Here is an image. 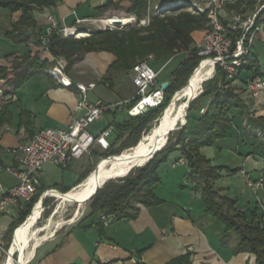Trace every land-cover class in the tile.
I'll list each match as a JSON object with an SVG mask.
<instances>
[{"label": "crops", "instance_id": "1", "mask_svg": "<svg viewBox=\"0 0 264 264\" xmlns=\"http://www.w3.org/2000/svg\"><path fill=\"white\" fill-rule=\"evenodd\" d=\"M261 1L264 0H256L253 7L244 4L240 10L242 12H239L234 5H225L221 9V16L226 24L235 12L241 13L244 17L250 16L256 11ZM161 3L162 1L152 2L151 0L150 5ZM107 4L127 11L132 6L129 0H59L56 5L46 6L33 13L41 28V45L35 43L32 35L26 42L15 43L0 34V66L8 69L9 78L0 80V88L3 89V93L0 92V107L5 104L9 106L11 112L9 121L3 125L13 128V131H3L0 134L2 148H12L26 143L41 128L66 127L69 117L78 114L76 106L80 93L77 83H96L95 80L102 83V77L107 74L110 63L115 59L112 53L88 52L69 71H65L66 60L63 57L55 58L47 47L51 33H58L53 29L50 31L52 25L50 16L54 17L60 28H72L71 31L74 33V28L78 26L75 22L76 18L92 19L98 16L99 9ZM20 16L21 12L15 13L13 20L17 21ZM259 21L264 22V10L260 14ZM48 31L50 34L46 40L44 36ZM194 36L201 39L203 34L195 33ZM80 37L84 36L76 38ZM253 40L250 54L257 57L258 68L239 71L228 87L235 90L254 116H263L264 93H261L258 98H253L246 89V82L257 74L264 76V31L258 32ZM27 55L37 57L47 64L39 71L33 70L20 86L13 87L10 84V78L25 66L23 64L16 68L15 65L22 62V58ZM182 59L174 60L172 57L150 60V64L158 72L157 88L162 87L161 84L166 81L170 83L172 73ZM59 68H62L64 75L71 80V85L63 82V78L58 73ZM130 88L126 87L119 91ZM118 97L117 101L122 100L120 95ZM207 107L208 103L204 106L205 110ZM230 114L234 118L239 117L236 109L232 108ZM114 119L123 120L116 113L107 114L102 119L104 127L96 128L95 123L92 125L91 132L98 135L102 130L112 127L109 125ZM241 123L243 127H246L247 120ZM247 125L250 127L249 124ZM113 135L112 131L106 138V144ZM244 148L246 150L241 152L244 155L243 164H239L237 167L239 170L235 173L238 174L241 169H246L244 163H247L250 165L252 175L259 176L262 174L261 171L264 172L263 157L254 153L250 154V148L247 145H244ZM177 153L178 159L171 161V164L162 171L161 184L155 190L157 197L163 200L162 203L154 206L138 204L139 211L135 217L120 219L115 217L108 224L102 222V229L98 226V222L102 221V213L88 214L41 243L36 249L31 264H259L255 254L247 251L235 252L237 245L235 235H231L227 242L223 240L224 226L205 210L200 193L195 189L194 183L189 180L190 168L187 163L177 162L181 158V154ZM97 156L95 153L82 156L83 162H79L82 158H77L69 166L71 167L77 161L79 163L69 182L65 181L63 175L61 180L48 177V171L57 165H45L40 173L38 190H49L52 187H76L79 177L92 163L90 160ZM0 161L4 167L16 163L13 156L5 151H0ZM0 182L6 187H12L18 183V180L0 168ZM249 189L250 191L240 196H229L224 190H221V194L237 200L235 206L245 213L248 222L262 223L264 221V190L255 192ZM24 205L13 207L9 214L0 215V241L4 239L10 225L19 220ZM19 226L14 229L12 238Z\"/></svg>", "mask_w": 264, "mask_h": 264}, {"label": "trees", "instance_id": "2", "mask_svg": "<svg viewBox=\"0 0 264 264\" xmlns=\"http://www.w3.org/2000/svg\"><path fill=\"white\" fill-rule=\"evenodd\" d=\"M58 1L0 0V34L15 43L26 42L32 35L35 43L41 45V28L37 24L33 13L46 6L56 5ZM129 1L132 3L129 12L135 14L138 19L145 16L151 4V0ZM181 1L182 5L179 9L189 6V0ZM255 3L256 0H238L234 7L242 12L240 10L244 4L253 7ZM17 12H21V16L15 21L13 16ZM207 22L206 12L196 15L183 10L174 16L153 15L147 26H138V22H136L124 28L112 30L100 27L95 32L80 38H74L73 36L64 38L57 32L51 33L47 48L55 58L63 57L66 60L65 71H69L75 63L81 61L88 52L92 51H106L114 55L115 59L110 63L107 73L110 71L129 72L136 63L146 60L150 55L155 57L154 59L160 60L172 58L180 51L187 52L173 71L171 81L164 91V100L159 105L149 107L138 115H129L122 121L114 119L111 122L109 126L113 127V132L116 135V140L120 141V146L111 153H106L98 166L103 160L118 157L123 150L136 147L141 142L142 136L151 130L157 120L161 119L172 97L187 85L190 76L198 68L201 61L204 62L214 58V55H199L197 47L192 46L194 43L193 31L205 28ZM29 31L31 33H28ZM23 64L25 66L10 78V84L13 87L20 86L33 70L43 69L47 62L27 55L15 67L18 68ZM257 66H259L257 57L249 54L245 62L239 67V71L252 70L258 68ZM215 69L214 77L209 79L207 83L204 82L203 93L191 103L189 110H187L188 119L193 108L198 107L200 103H208L205 113L198 118L196 126L190 130L186 125L178 136L174 139L170 138L160 153H157L146 165L132 170L123 178L107 181L93 195L89 203L91 211L89 214L106 212L113 214L118 219L131 218L138 214V204L154 206L162 203L163 200L155 194V190L161 184L157 170L170 154L178 151L181 157L186 159L187 166L190 168L189 180L194 183L195 189L200 193L205 210L224 226L223 240L227 242L231 235H235L237 237L235 252L247 251L253 253L256 255L258 263L264 264V221L262 223L248 222L245 213L235 206L237 200L221 194V189L215 185V181L225 168L233 172L239 169L213 165L211 160L201 152L203 146L213 145L218 140L233 133L237 134L240 144L246 145L249 142L247 140L252 138V130H264V115L254 116L250 112L249 106L235 93V90L228 87L230 81L234 79H228L226 71L218 64ZM5 78L9 79L8 69L0 66V80ZM110 87H114L113 83L110 84ZM119 92L122 100L136 95L133 87ZM134 103L135 100L132 104ZM232 108L237 110L238 118H234L230 114ZM10 113L8 105L5 104L0 107V125L9 121ZM245 119L250 128L242 126L241 122ZM252 139H255V137ZM251 141V143H254L253 145H256L255 140ZM261 144L260 141L261 155L264 157V146ZM249 153L255 154V150L250 149ZM112 154L118 155L108 157ZM0 166H3L1 161ZM90 172H92L91 166L81 174L76 184L81 183ZM50 189L67 193L72 188L52 187ZM45 191L37 189L35 196L25 203L19 220L10 225V229L4 236V241L7 242L5 248H9V244L19 236L25 224L24 222L29 219L34 206L39 201L38 199ZM51 199L52 197H47L44 205L47 206ZM39 207L38 213L42 209L41 203ZM17 226L19 227L12 238L13 231ZM98 226L102 229V221L98 222Z\"/></svg>", "mask_w": 264, "mask_h": 264}, {"label": "built area", "instance_id": "3", "mask_svg": "<svg viewBox=\"0 0 264 264\" xmlns=\"http://www.w3.org/2000/svg\"><path fill=\"white\" fill-rule=\"evenodd\" d=\"M238 0H196L194 10L198 14L207 13V28L197 44L198 54L201 56L214 55L215 60L224 71L228 79H235L239 72V67L245 62L246 57L251 53V48L258 32L264 31V22L260 20V14L264 10V1L259 2V6L250 16L244 17L241 13H233L228 24L221 16V9L225 5H234ZM171 3H161L154 5L155 9H162L165 6H171ZM151 6V5H150ZM148 7V12L150 10ZM127 26L138 20L135 14H129ZM52 25L50 31L57 30L63 37L72 36V28H60L53 16L49 17ZM87 19L76 18V24H81ZM149 22V15L140 19V26H146ZM114 25H108L109 29L118 28ZM119 27V28H120ZM77 31V28H74ZM50 31L46 34L48 39ZM153 57L150 55L146 60L139 61L132 68V82L136 86V95L131 99L116 101L115 104H109L102 99H91L90 92L96 88V83H77L79 90V100L77 101L76 111L78 114L71 115L66 127H47L41 128L26 143L12 148H2L13 156L15 164L0 166L6 172L14 176L18 183L12 187H6L0 182V215L11 213L13 207H20L29 202L37 193L40 185V173L47 164H54L62 168H68L75 160L91 154L97 143L106 145V138L113 131L112 127L102 130L98 135L91 132V127L97 121L102 120L112 110L125 109L132 115H138L145 111L139 107L146 99H156L155 103H145L146 107H154L164 100V92L157 86L158 72L150 64ZM59 75L63 78L65 84L71 85V80L67 78L62 68L58 69ZM246 89L253 98H258L264 93V76L257 74L249 78L246 82ZM3 93V89L0 88ZM135 100V103L132 102ZM131 105V106H130ZM130 106V107H129ZM3 131H13L9 125H0V134ZM178 163H186V159L181 157ZM245 184L253 191L257 192L264 186V177L258 176L251 178L245 169L240 170ZM57 190V189H49ZM44 193L48 194V191ZM48 197H51L48 194ZM115 216L103 212L101 220L108 224ZM0 251H5V241H0Z\"/></svg>", "mask_w": 264, "mask_h": 264}, {"label": "rangeland", "instance_id": "4", "mask_svg": "<svg viewBox=\"0 0 264 264\" xmlns=\"http://www.w3.org/2000/svg\"><path fill=\"white\" fill-rule=\"evenodd\" d=\"M159 1H163V0H152V2H159ZM173 1H175L176 3H174L173 5L168 6V7L165 6L162 9H158V10L154 8L153 4L151 6L149 5L150 6L149 12H148V9H147V12H146L145 16H143L142 18L140 17L136 21V22H138V26H140L139 25L140 19H144L147 15H149V22L148 23H150L151 17L153 15H158V16L172 15V16H174V15L179 14V12H182L183 10L184 11H188V12H190L192 14L199 15L194 10V2H196V0H189L188 1L189 6L186 7V8H183V9H179L181 7V5H182V3H181L182 1L181 0H173ZM98 12H99L98 16H95L92 19L88 18L83 23L78 24V26H77L78 30L77 31L75 30L76 33L74 32V34H72V36L74 38H76L78 36H82V35L86 36L91 31H94L96 29H100V27L109 28L108 24L105 22L104 19H107L109 17H113L115 15H120V14H125L126 16H128L129 14H132L129 11L125 10L124 8L123 9L114 8L113 5L111 6V5H108V4L105 5V7H103L102 9H99ZM136 22H134L132 24H135ZM132 24H129V25H132ZM129 25H127V26H129ZM117 27L119 28L120 26L118 25ZM124 27H126V26H123V28ZM120 28H122V26ZM206 28H207V24H206L205 28H201V29H197V30L193 31L192 35H193V38H194V43H193L192 46L194 48L197 47V44L199 43V40H201L200 37H196V36H194V34L195 33L204 34ZM186 53H187L186 51H180L175 56H172V57H174V60L175 59H180V58H183V55H185ZM214 75H215V71H214ZM214 75H213V77H214ZM101 80H102V83L98 82V80H95L96 83H98V84H97L96 89H94L92 92H90V98L91 99H95V98L100 97V98H102V100L104 99L106 102L107 101H112V102H108V103L113 105L119 99L118 95L120 93L119 92L120 89H124L126 87L127 88L128 87H133V89L136 91V87L133 86V83H132V69L129 70V72L128 71H110L105 76H103ZM111 81L114 83V86H115L112 89L110 87ZM207 81H205V83H207ZM204 88L205 87H204V83H203V86H202L203 91H204ZM204 106H205V103H200V105L198 107H195V108H193L190 111L189 117L187 119V122L184 124V127L187 125L188 128L190 130H192L196 126L198 118H200L206 111ZM112 113L118 114L120 116V119H123V120L125 118L129 117V115H132L131 113H128L125 109H122L121 111L120 110H117V111L116 110H112L108 114H112ZM159 120H157L155 122V124L157 122H159ZM179 124H180V122H179ZM247 124L248 123H246V128H250V127H248ZM95 125H96V128L97 127L98 128L99 127H104V122L102 120H99V121L96 122ZM184 127H182L181 129H177V130H174L173 132H171L169 134L168 141L170 140V138L174 139L176 136H178V134L180 133V131ZM151 130H152V128H151ZM151 130L147 134H144L142 136V138L148 136L150 134ZM251 134H252L251 137L252 138L255 137V139H252V138L248 139L247 141H249V142H247L246 145L251 150H255V154H257V155L262 157V155H261L262 154L261 153L262 150H261L259 145H260V141H261V143H262L261 145L264 146V130L263 129H257L255 131L252 130ZM251 140H253V141L255 140L254 142H255L256 145H253L254 143H251L252 142ZM116 141H117L116 140V135L114 134L111 138L108 139V141H107L108 144H106V145H102L100 143L96 144L94 146V148H93L91 153H95L98 156L94 157L92 160H90V162H92V163H90V165H88L87 168L89 166H91L92 171H94L93 169H96V167H98L99 162L102 159H104L103 156H105L106 153L109 154L112 151L118 149L119 146H120V141L119 142L118 141L116 142ZM133 149H134V147L133 148L131 147V148L123 150L120 153L122 155V153L124 151L128 150L130 152ZM242 150L245 151L246 148H244V145H242V144H240L238 142V136L235 133L229 135L226 138L218 140L213 145L203 146L201 148V152L207 158H209L211 160L213 165L225 166V167H229L231 169H235V168L239 167V164H243L244 155H243V153H241ZM177 152L178 151L170 154L168 159L159 166L160 168H158L157 172H158V175L160 176V179L162 177V171L166 168V166H169L171 164V161H174L175 159H178L179 155H178ZM116 155H118V154L108 155V157L116 156ZM263 159H264V157H263ZM105 160H103L102 163ZM83 161H84V158H82L79 162H83ZM78 164L79 163L77 161L71 167L64 168V169L57 166L54 169H52L51 171H48V174H49L48 177H52V179H55V180H61V177L63 175L65 181L69 182V180L73 176L72 173L74 171H76V169L79 167ZM244 164H245V168H246L245 170L248 172L250 177L256 179L258 176L255 177L254 175H252V171L250 170V165L247 164V163H244ZM133 170H135V169H133ZM261 173L262 174H260L259 176H263L264 177V172L261 171ZM239 174L240 173H238V174L235 173V171L234 172L233 171H228L227 168H225V170H223L221 172L220 177L217 178V180L215 181L216 187L220 188L222 191L224 190L226 192V194L229 195V196L230 195L231 196H233V195L234 196H240V195L245 194V192L248 191V190L250 191V189L246 186L242 176L239 175ZM121 178H123V177H121ZM117 179H119V178H115V179H111V180H117ZM259 190L260 191L264 190V186L261 189H259ZM51 197H52V199L49 201L48 205L45 206L43 204V207H42L41 211L39 213L37 212L35 217L33 218L34 221H35L34 222V224H35L34 225V227H35L34 230L39 228L40 226H43L47 222L49 217H53L54 222H58V221H62V220L66 221V223H64L60 228L56 229V231H61V230H63V228L65 229L66 227H69L72 224H75L79 220L83 219V217L87 216L89 214V212H91L90 208H89V203H90L92 198L89 199L88 201H86L85 203H83L82 205L78 204L77 201H74L72 203H65V204H63L61 206H58L60 199L58 197H54V196H51ZM256 197H257V200H259L258 199L259 197L257 195H256ZM263 205H264V203H263ZM38 211H39V209H38ZM32 214L30 215L29 219L31 218ZM71 219H74L75 221L72 222V223H68ZM26 222H24V223H26ZM6 244H7V242H5V245ZM10 245H11V243L9 244L8 247H10ZM8 249L9 248H5V251L1 252L0 264H5V260H6V257H7ZM28 264H31V261Z\"/></svg>", "mask_w": 264, "mask_h": 264}, {"label": "bare ground", "instance_id": "5", "mask_svg": "<svg viewBox=\"0 0 264 264\" xmlns=\"http://www.w3.org/2000/svg\"><path fill=\"white\" fill-rule=\"evenodd\" d=\"M104 20L108 25H114V21L116 20L121 21L122 24H128L131 22L125 14L115 15ZM214 68L215 61L213 58L200 63L198 70L191 79V83L183 87L174 95L173 100L170 102L166 111H164L159 122L153 125L150 134L142 138L143 141L141 140L132 151L129 152L126 150L119 157L106 159L96 169H93L94 171L90 173L82 184H78V186L67 192V194L63 195V193L56 190H49L48 194L60 199L58 206L65 203H72L74 201H77L78 204L82 205L85 202L87 195L94 190L95 185H98L97 183L102 182L110 176L127 171L130 169L129 167L131 165L133 166V164L140 162L142 158L151 155L153 149L166 140L167 132L172 125L177 122V126L179 122L181 123L183 121L185 118L188 98L191 96L199 97L203 83L213 77L215 71ZM155 100L156 99L148 98L139 107H143L146 111L148 108L145 103H155ZM40 203V201L36 203L31 218L28 219L22 227L19 236L11 243L7 251L5 264H28L33 259L37 247L43 241L52 237L55 232H58L56 231L57 228H60L66 223L65 220L54 222L53 217H49L43 226L34 230L35 221L33 218L38 212ZM41 206L43 207L42 203ZM74 221V219H71L68 223Z\"/></svg>", "mask_w": 264, "mask_h": 264}, {"label": "water", "instance_id": "6", "mask_svg": "<svg viewBox=\"0 0 264 264\" xmlns=\"http://www.w3.org/2000/svg\"><path fill=\"white\" fill-rule=\"evenodd\" d=\"M167 2H168V3H171V2H173V0H163V1H162V3H167ZM114 23L117 24V25H122V22L119 21V20L114 21ZM214 61H215V67H216V62H217V60L214 59ZM201 62H202V61H201ZM199 66H200V64H199ZM199 66H198V67H199ZM197 70H198V68H196V70H194V72H193L192 75L190 76L188 82L186 83L187 85L191 83V79L193 78V76H194V74H195V72H196ZM161 85H162V87H161V88H162V91L164 92V91L166 90L167 86L169 85V82L166 81V82H164V83L161 84ZM202 92H203V89H202V91L199 93V95H200ZM196 98H197V96H191V97L188 98V100H187V108H186V111H185V118L183 119V121H182L179 125L176 126V123H177V122H175V123L172 125V127H171V128L169 129V131L167 132L166 140H165L162 144H159V146L155 147V148L153 149V152L151 153V155H149V156H147V157H145V158H142L140 162L133 164V166L131 165V166L129 167L130 169H128L127 171L122 172V173L115 174L114 176H110V177L104 179L102 182L97 183L98 185H95L94 190H93L90 194H88L87 197L85 198V202L88 201L89 199L93 198V195L96 193V191H97L98 189H100L104 184H106L107 181H109V180H111V179H115V178H119V179H120L121 177H125V176H127V175L131 172V170L146 165L147 163H149V162L155 157V155H156L157 153H160V151L162 150V148L166 145V143H167V141H168L169 134H170L171 132H173L174 130L181 129L182 127H184V124L187 122V114H188V111H187V110H189L191 103H192ZM172 100H173V97H172L171 101H172ZM168 106H169V105H168ZM166 109H167V108H166ZM166 109H165V111H166ZM96 168H97V167H96ZM88 176H89V175H88ZM86 179H87V177H86ZM86 179H84L81 183H79V185L82 184ZM77 186H78V185H77ZM74 188H75V187H74ZM74 188H72V189H74ZM72 189H71V190H72ZM65 194H67V193H63V195H65ZM47 197H48V194H47V193H43V194L41 195L40 199H38V200H39L42 204H44V201H45V199H46ZM85 202H84V203H85ZM34 207H35V206H34ZM33 209H34V208H33ZM32 211H33V210H32ZM54 234H55V233H54Z\"/></svg>", "mask_w": 264, "mask_h": 264}]
</instances>
